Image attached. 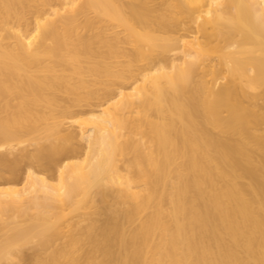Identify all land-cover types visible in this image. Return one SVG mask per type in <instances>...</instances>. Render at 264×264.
<instances>
[{"label": "bare ground", "instance_id": "6f19581e", "mask_svg": "<svg viewBox=\"0 0 264 264\" xmlns=\"http://www.w3.org/2000/svg\"><path fill=\"white\" fill-rule=\"evenodd\" d=\"M0 264H264V0H0Z\"/></svg>", "mask_w": 264, "mask_h": 264}]
</instances>
